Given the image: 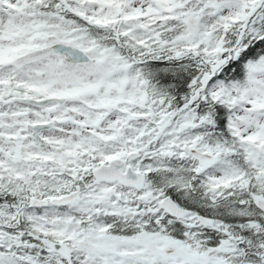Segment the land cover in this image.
I'll return each mask as SVG.
<instances>
[{
	"label": "snow or ice",
	"instance_id": "obj_1",
	"mask_svg": "<svg viewBox=\"0 0 264 264\" xmlns=\"http://www.w3.org/2000/svg\"><path fill=\"white\" fill-rule=\"evenodd\" d=\"M0 264H264V0H0Z\"/></svg>",
	"mask_w": 264,
	"mask_h": 264
}]
</instances>
